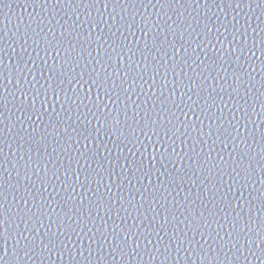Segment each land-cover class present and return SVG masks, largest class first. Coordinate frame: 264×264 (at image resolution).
Segmentation results:
<instances>
[{
  "label": "water",
  "instance_id": "water-1",
  "mask_svg": "<svg viewBox=\"0 0 264 264\" xmlns=\"http://www.w3.org/2000/svg\"><path fill=\"white\" fill-rule=\"evenodd\" d=\"M262 41L264 0H0V264H264Z\"/></svg>",
  "mask_w": 264,
  "mask_h": 264
},
{
  "label": "snow or ice",
  "instance_id": "snow-or-ice-1",
  "mask_svg": "<svg viewBox=\"0 0 264 264\" xmlns=\"http://www.w3.org/2000/svg\"><path fill=\"white\" fill-rule=\"evenodd\" d=\"M262 43H264V41H262ZM99 77H100V73L97 72V78L92 79L91 84L89 85V88L96 87L97 89H100L103 86L105 89H107V84L105 83V80L101 83L99 81ZM78 83L80 84V88L83 89L84 84L88 83V81L85 80V81H83V83L78 81ZM75 87H76V85H73V88H75ZM105 92H104V94H105ZM101 98H103L102 95H101ZM5 101H6V99L4 98L3 94L0 93V108H2L4 106ZM153 123H155V120H153ZM0 208H2V205H0ZM4 224H5V221L0 220V227H3ZM262 228H264V225H262ZM260 235H261V238L264 239V231H261ZM4 238H5L4 233L2 231H0V239H4Z\"/></svg>",
  "mask_w": 264,
  "mask_h": 264
}]
</instances>
